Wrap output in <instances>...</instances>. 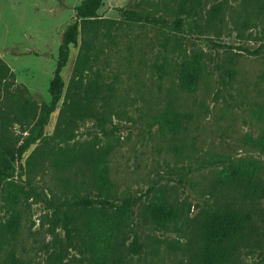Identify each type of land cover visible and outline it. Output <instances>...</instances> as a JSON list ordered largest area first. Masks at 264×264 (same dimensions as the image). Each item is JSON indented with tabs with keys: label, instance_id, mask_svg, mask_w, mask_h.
Returning a JSON list of instances; mask_svg holds the SVG:
<instances>
[{
	"label": "rangeland",
	"instance_id": "1",
	"mask_svg": "<svg viewBox=\"0 0 264 264\" xmlns=\"http://www.w3.org/2000/svg\"><path fill=\"white\" fill-rule=\"evenodd\" d=\"M81 1L0 0V58L14 74L13 94L0 103V141L19 145L26 124L50 104L62 34ZM215 6L220 13L212 19ZM125 9L148 21H124ZM96 16L95 27L69 48L62 96L41 139L0 181V264H51L67 245L61 223L51 227L54 214L80 197L124 207L117 237L124 264H188L204 211L244 203L217 184L221 168L209 165L212 158L264 165V48L244 52L264 45V0H103ZM86 45L89 61L78 74ZM194 58L201 78L195 91H181L178 73ZM78 76L99 86L97 108L106 111V122H76L73 138L60 140L64 95ZM5 109L20 118L7 122ZM172 113L188 117L176 133L161 124ZM67 156L77 158L68 163ZM158 200L179 211L165 228L148 217L147 206ZM72 233L75 248L65 261L76 262L89 252ZM134 240L140 254L128 255ZM262 257L257 248L243 249L236 264H261Z\"/></svg>",
	"mask_w": 264,
	"mask_h": 264
},
{
	"label": "trees",
	"instance_id": "2",
	"mask_svg": "<svg viewBox=\"0 0 264 264\" xmlns=\"http://www.w3.org/2000/svg\"><path fill=\"white\" fill-rule=\"evenodd\" d=\"M102 1L82 0L75 8L76 20L63 32L58 48L55 71L48 88V94L51 97L50 104H42L34 121L29 125L26 124L24 131L27 135L19 145L18 142L0 141L2 149L0 181L11 178L13 163L21 161L29 147L41 139L43 128L47 125L49 116L54 112L62 96L64 84L61 71L68 62L69 48L77 43L80 33L85 34L87 30L95 27L96 14ZM219 13L220 7L215 6L210 10V17L214 19ZM121 16L126 22L148 21L141 13L130 9L121 10ZM262 48L264 45L253 52L249 50L244 52L257 55ZM88 49L86 45L87 52L78 58L75 65V71L78 74H81L87 66ZM201 74L202 67L199 58H194L190 64L181 67L177 76L178 88L185 92L195 91ZM229 75L232 76V72ZM10 78L13 79L14 74L0 58L1 104L3 101L7 102L13 94L8 88ZM99 94V86L94 85L93 82L83 84L80 76L71 79L64 95L66 103L59 114L58 139L71 140L74 134V124L79 121L94 120L98 126L103 127L106 122V111L97 108ZM1 104L0 110H2ZM2 112L7 122L17 121L20 118L19 114L12 113L8 109ZM187 118L182 113H172L164 116L161 124L164 123L170 131L176 133ZM67 157L68 163L77 158L76 156L71 159ZM209 165L221 168L217 184L223 187L224 191H237L244 203L237 205L224 203V205L210 207L204 211L198 224L200 244L188 264H236L239 262L242 250L252 248H257L262 252L263 257L260 261L264 264V206L259 207L258 205L259 201H264V165L261 161H235L227 156L213 157ZM147 211L149 219L161 228H165L179 214L174 205L163 200L148 205ZM123 214L124 207L114 206L108 199L80 197L72 200L66 210L59 206L58 213L54 214L51 227H56V222L61 223L65 230L67 245L51 256V264H124L125 262H122L121 256L118 255L121 254L120 247H123V244L117 240L124 220ZM79 218L82 220L81 223H78ZM51 230L53 232V228ZM73 230L89 252L88 257L84 256L76 262H73L74 259L65 261L68 258V248H75ZM126 250L128 255H139L141 246L137 240H134ZM12 261L11 259V262L6 264H18L17 260L13 263Z\"/></svg>",
	"mask_w": 264,
	"mask_h": 264
}]
</instances>
